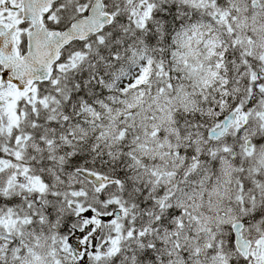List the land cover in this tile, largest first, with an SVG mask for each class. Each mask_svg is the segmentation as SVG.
Masks as SVG:
<instances>
[{
	"label": "snow or ice",
	"instance_id": "obj_1",
	"mask_svg": "<svg viewBox=\"0 0 264 264\" xmlns=\"http://www.w3.org/2000/svg\"><path fill=\"white\" fill-rule=\"evenodd\" d=\"M0 264H264V0H0Z\"/></svg>",
	"mask_w": 264,
	"mask_h": 264
}]
</instances>
